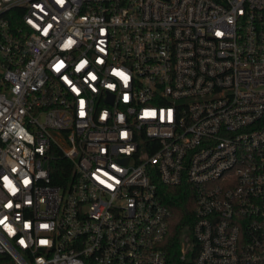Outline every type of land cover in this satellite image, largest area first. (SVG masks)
I'll use <instances>...</instances> for the list:
<instances>
[{"label":"built area","instance_id":"built-area-1","mask_svg":"<svg viewBox=\"0 0 264 264\" xmlns=\"http://www.w3.org/2000/svg\"><path fill=\"white\" fill-rule=\"evenodd\" d=\"M183 183L179 264H264V0H0V264H172Z\"/></svg>","mask_w":264,"mask_h":264},{"label":"trees","instance_id":"trees-1","mask_svg":"<svg viewBox=\"0 0 264 264\" xmlns=\"http://www.w3.org/2000/svg\"><path fill=\"white\" fill-rule=\"evenodd\" d=\"M68 162L61 160L56 162L54 180L58 175V164ZM188 184L177 186L161 185L160 193L172 211L170 218V233L167 237L164 247L167 249L172 264H179V253L182 245V235L188 230L194 221V193Z\"/></svg>","mask_w":264,"mask_h":264},{"label":"rangeland","instance_id":"rangeland-1","mask_svg":"<svg viewBox=\"0 0 264 264\" xmlns=\"http://www.w3.org/2000/svg\"><path fill=\"white\" fill-rule=\"evenodd\" d=\"M186 235H187V233H185V234H184V237H183V238H185V237H186Z\"/></svg>","mask_w":264,"mask_h":264}]
</instances>
